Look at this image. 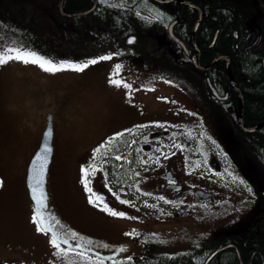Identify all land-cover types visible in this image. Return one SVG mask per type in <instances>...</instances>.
Masks as SVG:
<instances>
[{"label":"flooded vegetation","instance_id":"1","mask_svg":"<svg viewBox=\"0 0 264 264\" xmlns=\"http://www.w3.org/2000/svg\"><path fill=\"white\" fill-rule=\"evenodd\" d=\"M10 1L15 0H0V11L2 3ZM23 1L25 0H20L19 3L22 5ZM63 1L65 13L84 12L91 8L93 10L83 15H64L60 10ZM75 1L78 8L68 11L66 9L68 0H60L58 18L61 17L65 27L74 25L76 37L81 40L80 45H83L79 48L93 53H107L112 50L124 51L126 47H134L135 52L147 56L148 59L155 58L171 65L179 74L188 77L186 83L188 88H191L190 93L183 94L176 89L169 91L172 93L168 97L161 96L162 92L156 93L155 99H158V103L161 102L158 105L161 109L169 108L170 104L166 103V98L180 96L186 98L190 104L186 107L179 102L182 107L186 109L193 107L204 111L208 109L212 112L210 116L226 119V111L221 106L222 103L232 101L236 97L239 104L238 96L229 78L228 62L232 65L230 57L219 51L206 62L203 56L214 50L217 42L221 47L224 38L227 37L242 38L249 43L247 47L259 49L264 42V0ZM35 2L36 0H26V11L22 10L16 15V18H20L22 22L26 21L25 26L23 24L20 27L16 24L10 26L11 24H7L10 17L0 14V37L7 36L17 39L15 51L19 57H28L36 44L39 49H43L42 45L52 49L51 46L45 45L43 40L45 38L43 32L48 33L46 24H50L51 16L49 14L37 15ZM44 4L49 5L50 0H45ZM217 7L240 12L239 24L237 27H232L230 33L225 34L227 28L220 30L223 24L219 21ZM102 9L107 10V13L100 14ZM24 12H26L25 15ZM213 24L215 28L209 32L210 25ZM38 31H40L39 35L36 36ZM209 34H212L210 40L204 41L203 39H207ZM84 35H89L90 40L83 42ZM130 38H133V41L129 42ZM197 54L200 64L208 69L195 65L194 58ZM217 58L218 61L212 65ZM232 73L234 74L233 70ZM2 85L0 75V148L16 149L17 147L19 149L25 146L29 149L30 141L23 138L24 133L19 132V130H27L28 126V121L25 122V114H20L19 111L22 110L16 105L18 102H24L22 90L16 87L13 95L5 98ZM18 88L20 92L15 93ZM225 97L226 99H222ZM5 99L10 106L5 105ZM52 120L54 147L56 126L53 117ZM23 124H26L25 128ZM229 124L237 135V127ZM162 125L165 127L148 130L145 124L136 117L133 119H125L121 116L113 118L96 133L95 137L90 139L87 147L80 151L77 167L78 177L83 181V170L89 168L93 152L107 141L112 144L103 154L100 165L96 167L97 170L91 184L93 193L96 194L93 199L100 198L101 202L98 205L88 202L90 194L85 191L84 184L83 192L80 197L78 195L77 202L71 204L67 201V208L75 211L81 221L80 227H77L79 231H74L78 234V242L83 243L88 240L95 242L99 239L103 242L109 241L124 246L127 241L135 238L146 246L149 243L144 238L153 235L151 227L154 223L160 227L183 230L187 222L184 218L181 220L173 217L171 210L174 208L178 210L179 207L186 205V202L175 201V194L192 196L194 200L191 203L196 206L207 202L212 203L218 206L213 207V211L220 215H222L218 209L220 206L239 202L231 195V190L220 185L218 180L211 178L203 171L206 164L213 171L221 172L222 167L216 161L217 157L212 152L210 153V150H206L201 154L203 162L200 165L201 169L199 167L197 171H191L188 166L189 149L186 146L164 149L159 144L162 138L172 136L171 126L166 123ZM225 126L227 127V124ZM239 138L237 135L238 142ZM182 151L185 152L181 153ZM34 152L31 155L29 152L26 157L27 169ZM117 156L121 159H115ZM110 166L120 174L114 175L115 177L113 174L108 175ZM191 189L210 192L218 197L215 200H201L192 191H188ZM124 200L129 203H121ZM260 202L262 205L261 200ZM105 204L109 210L122 212L124 216L110 215V212L103 210ZM261 205L259 213L245 229L236 230V222L219 228L212 238H187L193 234L184 235L186 237L185 248L175 254L169 251L152 253L156 250L148 245L144 254L139 256L145 263L153 262L154 259L155 264H210L218 253L207 263L209 255L218 247L229 244L230 246L224 250H232L239 261L242 255L253 259L257 255L254 245L264 241V205ZM136 214L147 218L141 221ZM154 216L161 219H151L155 218ZM233 216L238 217V220L243 218L237 214ZM52 217L55 218L53 215ZM110 232L113 236L105 234ZM202 240L205 242L200 243ZM107 252L115 253L114 250Z\"/></svg>","mask_w":264,"mask_h":264},{"label":"rangeland","instance_id":"2","mask_svg":"<svg viewBox=\"0 0 264 264\" xmlns=\"http://www.w3.org/2000/svg\"><path fill=\"white\" fill-rule=\"evenodd\" d=\"M80 42L81 40L76 39L75 44L70 46L60 45L61 42H57L54 49L43 45V49H39L36 44L28 57H19L15 51L17 39L0 37V75L3 94L5 98L10 97L16 87L21 88L24 102H18L16 105L22 110L19 113L25 114V122L28 121V126L27 130H19V132L24 133L23 138L30 141L29 149L23 146L6 152L5 148H0V158H5L8 164L7 175H12L18 169L16 164L26 160L28 153L41 142L47 117L52 115L56 131L49 186L54 204L61 215L63 213V219L67 220L72 228L78 230L81 221L75 211L67 208V201L74 204L78 195L80 197L83 192V182L78 177L77 167L80 151L87 147L90 139L113 118L136 117L148 130L163 128L165 125L162 124L166 123L171 126L172 136L162 138L159 142L161 147L174 149L177 146H186L189 149L188 166L191 171L198 170L203 163L201 154L210 150V153L217 157L216 161L222 167L221 172H215L205 164L204 173L218 180L220 185L228 187V190L232 189L231 195L239 202L220 206L218 208L222 213L220 215L213 211V207L218 206L212 203L196 206L191 203L194 200L192 196L175 194L174 200H183L186 205L179 207L178 210L172 209L171 213L178 219L184 218L187 224L183 230L152 224L153 235L144 238L148 245L156 250L152 253L166 251L177 253L185 248L184 235L193 234L187 238H212L219 228L236 222V230L245 229L260 211L259 191L264 192V178H260L246 163L230 122L217 116H210L212 112L208 109L204 111L193 107L187 109L182 107L180 103L186 107L190 104L186 98L180 96L165 99L166 103L170 104L168 109L158 107L161 104L158 103L157 98L155 99L158 92H162L161 96L167 97L171 96L172 92L169 91L175 89L183 94L190 93L191 88H188L186 83L188 77L179 74L171 65L155 58L148 59L147 56L135 52L134 47H126L124 51L93 53L79 48L83 46ZM106 55L112 56V59L101 60L87 68L83 67L86 61ZM117 65H120L118 71ZM111 79H119L130 87H116L110 83ZM13 87L15 88L10 90ZM19 88L15 93L20 92ZM19 99L20 95L17 100ZM5 105L10 106V103L6 100ZM22 126L25 128L26 124ZM111 146L112 144L107 141L95 150L89 166L98 167L106 149ZM183 152L185 151L181 153ZM113 168L109 167L108 175L120 174ZM93 175L87 178L89 187ZM240 180L244 183L241 184ZM3 193L7 199L0 197V256L2 257L0 262L36 264L35 261L38 262L46 257L50 264H64L56 251L51 248L46 250L44 247L40 248L37 237H34L33 244L30 243L26 247L17 245L18 235L21 238L27 229L23 214L18 212L14 205L18 201L21 206L22 199H27L28 195H25L21 181L11 180L4 182ZM8 204L11 205V209L7 208ZM234 214L243 218L238 220V217L233 216ZM136 215L141 221L147 218ZM158 216L151 219L156 220ZM105 234L113 236L112 232ZM201 235L203 236L200 237ZM204 242L202 240L200 243ZM148 245L145 246L139 242V239L133 238L125 243L126 249L118 258L106 260L100 255L87 253L89 259L85 261L73 254L70 258L67 257L69 260L67 263L100 264V261H103V264H150L145 261L136 262L139 259L130 262L119 259L143 255ZM48 246L53 247L51 244Z\"/></svg>","mask_w":264,"mask_h":264},{"label":"trees","instance_id":"3","mask_svg":"<svg viewBox=\"0 0 264 264\" xmlns=\"http://www.w3.org/2000/svg\"><path fill=\"white\" fill-rule=\"evenodd\" d=\"M20 0L10 1L8 3H2L1 15L9 16L10 26L16 24L20 27L22 24L25 26L26 21L22 22L20 18H16L17 13L20 14L26 11V0L23 1V8ZM45 0H36L35 6L37 15L49 14L51 16V22L47 27L48 33H44V43L51 47H55L57 42H61L60 45L70 46L75 44V40H80L76 37L75 28L63 26V20L58 18L60 0H50V4L45 6ZM75 0H68L66 9L68 11L75 10L78 7ZM48 7V8H47ZM217 13L219 21L222 22V31L227 28L226 33H230L232 27H237L241 18L240 12H233L228 9L217 7ZM100 14H106L107 10L102 9ZM26 12H24V15ZM16 22V23H15ZM5 24V22H4ZM215 25H210L209 32H212ZM19 29V28H18ZM36 32V36L39 35ZM212 34L207 36L204 41L210 40ZM89 35L83 36V42H87ZM92 40V38H91ZM218 43V42H217ZM216 43V48L205 54L204 60H210L217 52L221 51L227 54L231 59V66L234 72V78L242 92L244 97L245 109H244V122L247 126L253 127L264 121V42L260 45L259 49H252L249 43H246L242 38L236 39L232 37L224 38L221 47ZM207 62V61H206ZM228 76L226 75V79ZM238 102L236 97L231 101L223 102L222 107L226 111V119L237 127V135L239 138V145L241 153L244 155L245 161L250 168H253L258 172L260 178H264V128L253 134L243 133L237 126V113ZM262 205H264V195L260 193ZM264 241L258 242V245H254V249L257 250V255L253 259H248L247 255H242V259H238L236 254L232 250H224L218 253L210 264H264ZM262 246V247H261ZM210 248V247H209ZM260 250V251H259ZM166 260V259H164ZM155 264V260L150 262Z\"/></svg>","mask_w":264,"mask_h":264},{"label":"snow or ice","instance_id":"4","mask_svg":"<svg viewBox=\"0 0 264 264\" xmlns=\"http://www.w3.org/2000/svg\"><path fill=\"white\" fill-rule=\"evenodd\" d=\"M158 15H162L159 14ZM131 42V41H129ZM39 55V54H37ZM112 59V56L106 55L103 57H100L99 59H92L90 61H86L83 64L84 68L89 67L90 65H94L101 60H108ZM74 64V63H70ZM75 67H79L78 65H75ZM117 71L120 68V65L116 66ZM110 83L116 87H124L129 88L130 85L126 83H122L119 79H111ZM50 150L45 147L42 151V153L38 156H36L35 159V168L33 170V184L31 188V192L33 195V199L36 205L35 214L32 216L31 220L36 225L37 232L41 233H51V239L50 244L57 250V254L61 257L62 260L65 259V257H71V255L75 254L79 256L82 260H88L89 257L87 256L88 251L93 247V241L88 240L84 241L83 243L78 242V234L75 232H72L71 230L67 229V226L61 224L59 221H56L50 212L47 211V205H46V195L43 191L42 185H43V178L45 174L46 164H47V155ZM99 151V150H98ZM115 159L120 160L121 157L117 156ZM97 169L94 166H89L88 169L83 170V184L85 186L86 191L90 194L88 196V202L90 204L98 205L101 200L100 198L94 200L93 196L96 194L93 193V190L91 187H89V180L87 179L89 175L94 174ZM235 179V177H234ZM241 184L244 182L242 180L239 181ZM170 183H173L170 181ZM121 203L127 204L129 201L124 200L121 201ZM103 210L106 212H110V215L112 216H124V213H117L116 211H111L108 209L107 205L105 204L103 206ZM100 264H103V261H100Z\"/></svg>","mask_w":264,"mask_h":264},{"label":"water","instance_id":"5","mask_svg":"<svg viewBox=\"0 0 264 264\" xmlns=\"http://www.w3.org/2000/svg\"><path fill=\"white\" fill-rule=\"evenodd\" d=\"M60 10H61L62 14H64V15L75 16V15H79V14L80 15L86 14V13L92 11L93 8H91V9H89L87 11H84V12L65 13L64 12V1H63V3L61 4V9ZM130 41H133V38H130ZM217 61H218V58L214 60V63L212 65H214ZM194 63H195V65L197 67H200L202 69H208V68L203 67L200 64L198 54L194 58ZM228 72H229V77H230V81L232 83V86H233V88H234V90H235V92H236V94L238 96V99H239V110H238V115H237L238 127L244 133H247V134H251V133H254V132H257V131L261 130L262 128H264V121L260 122L259 124H257L254 127H248V126L245 125L244 118H243L244 117V109H245L244 97L242 95V92H241L239 86L236 83V80H235L234 75L232 73V68L230 66V63H228ZM222 99H226V97L222 98ZM52 140H53V123H52V115H49L48 118H47V126H46V129L44 130L43 137H42V140H41V145L38 148V150L36 151L34 157L32 158V161H31L30 166H29L28 177H27V186H28L29 194H30V197H31V199L33 201L35 209H36V205H35V202H34V199H33V195H32V192H31V188H32V184H33V170L35 168L36 156L40 155L45 147H47L50 151L48 153H46V155H47V164H46L45 174H44V178H43L42 188H43V191H44V193L46 195L47 210L48 209H52V205L50 206V203H49L50 200H52V196L50 195L49 187H48L49 168H50V164L52 162V157H53V153H54ZM190 191L194 192L195 196L198 197L199 199H203V200L211 199V200H214L216 198L215 195H213L211 193H206V192H204L202 190H196V191L195 190H190ZM55 220L59 221L57 218ZM109 246L113 247V245L110 244V243L109 244H104L103 246H100V245L95 243V244H93V247L89 250V252L104 256L106 258H110V256H105L103 254H100L96 250V249H103V248L107 249ZM226 247H228V246L220 247L217 250H215L210 255V257L208 258L207 262H209V260H211L217 253H219L221 250L225 249ZM122 250H123L122 247L118 248L116 253L114 255H112L111 257H116Z\"/></svg>","mask_w":264,"mask_h":264},{"label":"crops","instance_id":"6","mask_svg":"<svg viewBox=\"0 0 264 264\" xmlns=\"http://www.w3.org/2000/svg\"><path fill=\"white\" fill-rule=\"evenodd\" d=\"M38 145H36L33 149V151H35L37 149ZM11 149H6V152H9ZM33 151L30 152V155L33 153ZM5 158L0 160V181L2 183V185L0 186V197H5L7 199V196L4 195V182H6L7 180H11V181H21V186L23 187L24 191H25V195L27 194V199H22V205L20 206L18 204V201L15 202V208L17 209L18 212H21L23 214V219L26 221L25 223V227L27 229V231L24 233V235H22V237L20 238L18 235V239L16 240V243L18 246L22 245L24 247L28 246L30 243L33 244L34 241V237H37L39 239V245L40 248H43L46 250L47 248H51L53 251H56L54 247H50L47 245L50 244V239L51 236L48 233H41V232H37L36 230V225L32 222L31 218L32 216L35 214L34 212V205L33 202L29 196L28 193V189L26 186V181H25V175L27 174V168L25 165V161H22L20 164L17 163L16 166L18 167V169L15 170L14 173H12V175H7V171H8V164L7 161L4 160ZM9 172V171H8ZM27 176V175H26ZM9 203H10V199H8ZM9 209H11V205L8 204ZM23 236L26 237V239L23 240ZM28 252V251H27ZM29 253V252H28ZM31 254V253H30ZM0 260H2V257L0 256ZM64 262V264H69L67 263L69 260L67 257H65L64 260H62ZM36 264H50V262L47 260L46 257H43L40 261H35ZM0 264H4V262H0Z\"/></svg>","mask_w":264,"mask_h":264}]
</instances>
